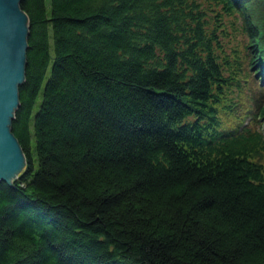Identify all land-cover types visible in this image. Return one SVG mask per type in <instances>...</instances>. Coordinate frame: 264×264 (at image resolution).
Returning <instances> with one entry per match:
<instances>
[{
  "label": "trees",
  "instance_id": "16d2710c",
  "mask_svg": "<svg viewBox=\"0 0 264 264\" xmlns=\"http://www.w3.org/2000/svg\"><path fill=\"white\" fill-rule=\"evenodd\" d=\"M0 264H264V0H21Z\"/></svg>",
  "mask_w": 264,
  "mask_h": 264
},
{
  "label": "water",
  "instance_id": "95a60500",
  "mask_svg": "<svg viewBox=\"0 0 264 264\" xmlns=\"http://www.w3.org/2000/svg\"><path fill=\"white\" fill-rule=\"evenodd\" d=\"M20 1L0 0V181L10 182L26 162L11 128L27 64L29 18Z\"/></svg>",
  "mask_w": 264,
  "mask_h": 264
}]
</instances>
